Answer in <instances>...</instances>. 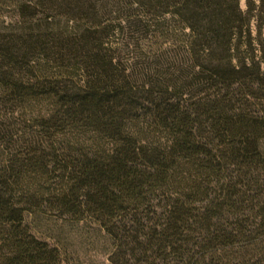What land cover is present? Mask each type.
<instances>
[{
	"label": "trees",
	"instance_id": "obj_1",
	"mask_svg": "<svg viewBox=\"0 0 264 264\" xmlns=\"http://www.w3.org/2000/svg\"><path fill=\"white\" fill-rule=\"evenodd\" d=\"M244 2L36 0L43 24L0 40L4 91L50 107L0 165V264H61L42 208L96 224L111 264H264V0Z\"/></svg>",
	"mask_w": 264,
	"mask_h": 264
},
{
	"label": "rangeland",
	"instance_id": "obj_2",
	"mask_svg": "<svg viewBox=\"0 0 264 264\" xmlns=\"http://www.w3.org/2000/svg\"><path fill=\"white\" fill-rule=\"evenodd\" d=\"M35 2L0 0V40L24 34L42 22L44 14L34 6ZM240 5L245 9L244 0H240ZM20 78L28 87L29 76L24 74ZM32 83L35 84L34 79ZM34 90L15 101V95L4 91L0 81V165L10 155L36 147L43 136L41 118L50 107L45 94ZM53 176L50 174L49 178ZM58 185V180H54L52 187ZM27 221L40 238L58 248L61 264H111L108 260L112 250L110 238L91 220L60 219L52 209L42 208L27 217Z\"/></svg>",
	"mask_w": 264,
	"mask_h": 264
}]
</instances>
